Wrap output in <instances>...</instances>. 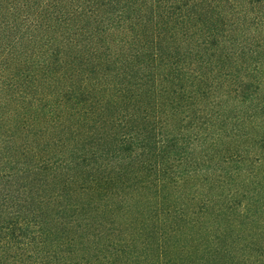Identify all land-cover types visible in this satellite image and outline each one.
<instances>
[{
    "label": "trees",
    "instance_id": "1",
    "mask_svg": "<svg viewBox=\"0 0 264 264\" xmlns=\"http://www.w3.org/2000/svg\"><path fill=\"white\" fill-rule=\"evenodd\" d=\"M0 264H264V0H0Z\"/></svg>",
    "mask_w": 264,
    "mask_h": 264
}]
</instances>
